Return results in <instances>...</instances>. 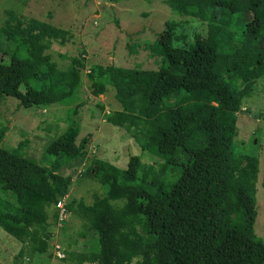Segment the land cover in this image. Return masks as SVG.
Here are the masks:
<instances>
[{
	"label": "trees",
	"instance_id": "16d2710c",
	"mask_svg": "<svg viewBox=\"0 0 264 264\" xmlns=\"http://www.w3.org/2000/svg\"><path fill=\"white\" fill-rule=\"evenodd\" d=\"M263 2L166 0L182 17L198 15L206 34L188 41L177 32L178 22L166 21L151 44L162 57L159 68L91 66L93 94L104 95L112 86L120 105L105 112V120L159 160L146 163L131 155L127 168L114 173L111 162L90 160L83 175L107 193L92 204L66 199L91 241L84 250L68 252L70 264L255 263L260 158L238 145L237 117L223 97L231 92L244 101L257 83L255 69L264 73ZM5 13L0 102L9 97L24 108H47L76 98L85 59L74 56L62 69L47 52L54 42H69L72 32L14 9ZM239 19H246L240 28ZM245 49L252 55L241 54ZM47 77L58 80L48 84ZM83 106L69 109L68 125L47 145L44 163L25 155L26 141L5 148L6 128L0 129V226L22 243L19 255L27 251L30 260L48 251L49 209L58 216L55 205L68 198L73 183L54 169L87 155L91 134L78 142L81 124L75 119Z\"/></svg>",
	"mask_w": 264,
	"mask_h": 264
},
{
	"label": "rangeland",
	"instance_id": "374dc122",
	"mask_svg": "<svg viewBox=\"0 0 264 264\" xmlns=\"http://www.w3.org/2000/svg\"><path fill=\"white\" fill-rule=\"evenodd\" d=\"M7 9L69 29L73 34L71 40L65 45L54 42L47 52L62 69L68 68L74 56L85 59L86 67L82 70V84L74 99L47 108H24L17 99H3L0 102V129L6 128L5 148L16 147L21 141H26L25 155L44 163L47 145L68 125L65 118L69 109L84 102L75 119L81 124L78 142L91 134L87 155L78 162L54 169L73 178L66 198L68 201L75 199L92 204L96 195L107 193L106 186L83 175L94 157L111 162L113 173L116 168H127L131 155H140L146 163L153 164L159 160L154 154L143 153L125 129L105 120V112L120 109L115 88L109 86L106 94L95 96L87 73L94 64H114L140 70L159 68L162 57L152 52L151 44L157 40L165 22H178L177 32L185 34L189 41L196 33L206 34V24L198 15L182 17L169 7L166 0H0V27L6 19ZM260 13L264 15V2ZM245 20L239 19L237 27H242ZM133 45H136V50L132 49ZM241 52L252 55L246 49ZM255 74V88L244 101L241 102L231 92L225 94L223 101L237 117L238 145L244 151L258 154L260 158L255 223L257 259L254 264H264V73L261 74V69L256 68ZM57 80L56 77L46 78L48 84H54ZM98 102L105 105L104 111ZM114 203L121 205L123 201ZM55 211L54 208L49 209L52 232L47 237L49 249L46 253H36L31 260L27 251L23 257L19 255L22 243L0 226V264H70L68 252L88 248L91 241L82 235L83 220L70 212L69 218L62 222L58 220L59 216L55 217ZM58 244L62 246L65 258L55 255Z\"/></svg>",
	"mask_w": 264,
	"mask_h": 264
},
{
	"label": "built area",
	"instance_id": "2783aa9c",
	"mask_svg": "<svg viewBox=\"0 0 264 264\" xmlns=\"http://www.w3.org/2000/svg\"><path fill=\"white\" fill-rule=\"evenodd\" d=\"M55 208L57 209L58 211V220L59 221H65L66 219L69 218V215H70V212L68 211L67 207H66V198H61L55 205ZM56 253L55 255L58 257V258H65L66 255L62 249V246L60 244H58L56 246Z\"/></svg>",
	"mask_w": 264,
	"mask_h": 264
}]
</instances>
